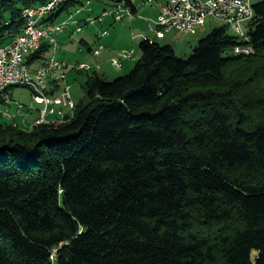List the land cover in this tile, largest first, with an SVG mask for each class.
<instances>
[{
	"label": "trees",
	"instance_id": "obj_1",
	"mask_svg": "<svg viewBox=\"0 0 264 264\" xmlns=\"http://www.w3.org/2000/svg\"><path fill=\"white\" fill-rule=\"evenodd\" d=\"M49 1L0 0V45L20 34L25 8ZM253 10L249 41L223 24L188 58L143 38L114 80L71 67L87 72L80 101L62 85L59 33L27 56L31 71L64 64L48 93L68 87L74 106L26 128L9 113L19 85L9 103L0 93L12 122L0 121V264H264V0ZM245 43L253 54L234 52Z\"/></svg>",
	"mask_w": 264,
	"mask_h": 264
},
{
	"label": "built area",
	"instance_id": "obj_2",
	"mask_svg": "<svg viewBox=\"0 0 264 264\" xmlns=\"http://www.w3.org/2000/svg\"><path fill=\"white\" fill-rule=\"evenodd\" d=\"M56 0H50L45 4L29 7L23 10L22 15L25 25L9 43L0 45V93L4 95V103L11 102L5 93L6 89L13 85L28 86L32 91V110L34 105H39L41 111L36 121L37 124L48 121L50 115L60 114L58 107L74 106L71 94L66 87L60 94L53 95L48 93L49 77L63 78L60 74L64 64L56 61L53 57L43 66L35 71H31L26 63L27 56L35 53L41 46L43 40H48L54 47L57 45L55 35L64 31L70 23H77L73 13L63 21H49L48 24L32 26L31 18L36 17V11L53 9ZM152 0H147L150 4ZM87 5L90 0H87ZM254 11L246 7V0H165L159 3V14L156 19L150 21L148 30L153 33V37L162 39L166 32L176 31L187 35L196 34L206 26L209 19L221 20L232 33L241 41H249L247 36V24L253 19ZM135 14L130 7L118 5L115 8L103 13L99 20L104 16L124 19L133 18ZM97 18H89V23H95ZM80 26L77 27L79 31ZM102 34V37L107 35ZM152 37V38H153ZM102 47L95 49V55L100 54ZM234 52L238 54H250L253 48L250 44L237 45ZM127 52L121 53V58H127ZM112 65L117 69L121 67L120 60H111ZM81 69L88 68L81 64ZM59 71V72H58ZM58 72V73H57ZM26 106L17 103V110L21 111ZM28 109V110H29ZM8 114L7 108L0 106V113Z\"/></svg>",
	"mask_w": 264,
	"mask_h": 264
},
{
	"label": "rangeland",
	"instance_id": "obj_3",
	"mask_svg": "<svg viewBox=\"0 0 264 264\" xmlns=\"http://www.w3.org/2000/svg\"><path fill=\"white\" fill-rule=\"evenodd\" d=\"M120 1L121 0H92V2L85 7L90 8V9H94L93 12L95 14L101 16V15H103V13L105 11L110 10L112 5H114ZM135 1H136V4L138 5V3H141V2H142V4H145L147 0H135ZM151 2H150V4L154 5L153 0ZM147 7H149V6H147ZM135 18H137L136 20H138L139 16L135 17ZM142 18H144V17H142ZM116 19H118V18H116ZM140 19H141V17L139 18V20ZM63 20H65V19L60 18L57 21H63ZM144 20L146 21V25L148 27L150 25L149 17L144 18ZM102 21L103 22L98 21L97 25H95L93 27H96L98 32L100 30L101 31L100 33L106 31L109 34H112V33H114L113 31H117V35H116L117 40L113 45L106 46V47H104V43H103L104 40L102 41V43H100V44H103L102 45L103 46L102 53L103 52L104 53L101 55L100 54L97 55V57H98L97 62L98 63L106 62L108 59L109 53L112 55H115L116 57H114V58H118L119 57L118 55H120L121 53L124 52V50L122 51L123 44H124V46L127 45V51H126L127 55L133 54L131 50L134 47V54L132 55V58L134 57V58H136V60L128 59V67H127L126 60L124 58L123 59L120 58L121 59L120 60V62H121V68L120 69L123 70V71H121L122 73H117L116 71H119V70L114 65H112V63L110 64V66H108V64L103 65L102 69L107 71L103 74H102V72H100V70H97L98 74L103 76V78H105L106 80H114V79L120 77L121 75H124L127 72H130L129 70L141 58L140 57L141 55L139 53L140 51H138L139 42L141 40L140 41L138 39H136L135 41L132 40V38H133L132 32L137 33V31L135 30L134 26H131L132 21H130L128 18H125L119 24H118V22L114 24L113 19H111L110 16H104ZM223 24L224 23L221 20L209 19L206 23L205 30L204 29L199 30L196 34L187 35V34H184L181 32L179 34H177V32H176V34L173 35L177 41L176 47H173L176 55L179 57H183V58L190 57L191 54L193 53L194 47L198 44V41L201 38H204L205 35L212 32L214 28H217L218 26H221ZM87 25H89V24H87ZM230 33H232V31H230ZM73 34L74 35H72V33H71L70 27L69 28L67 27L60 34L59 39L56 37L58 40V43H59L58 50L55 51L56 59L59 61H66V64H68V67H73V66L77 67L78 65L90 62V59L88 60V62H86V57L81 56L79 51H78L77 46H81L84 48V44L80 42V34L77 32H73ZM159 42L164 44V45L168 44L167 42L162 41V40H159ZM98 46H100V45L98 44ZM250 54H253V52ZM114 58H112V59H114ZM97 65H100V64H97ZM126 68H128V69H126ZM108 70L111 71L112 74H114V76L112 75L111 77H109L108 76L109 75ZM64 74L66 75V79H65L66 82L71 84V82L73 81L75 84L74 88H70L71 93H73V90H76L75 87H81V89L83 87L82 93H83V91H85L83 79L86 78V76L84 73H77L76 71L71 70V68H67L66 73H64ZM9 93L12 97V102H11L12 106L9 107V113L12 114L15 112V109H17V103H20V104L26 106L25 110H23L22 113L26 112L29 109L28 107H31L32 91L28 86H13L9 89ZM79 94H80V92L78 93V95ZM83 97L78 96V99H76V100L80 101V99H82ZM26 120H28V122H29V117H27ZM0 121L3 123L5 122L7 124L12 123L11 119H5V117H1V116H0ZM23 127L31 128V125L30 126L24 125ZM254 254H255V252H254Z\"/></svg>",
	"mask_w": 264,
	"mask_h": 264
},
{
	"label": "crops",
	"instance_id": "obj_4",
	"mask_svg": "<svg viewBox=\"0 0 264 264\" xmlns=\"http://www.w3.org/2000/svg\"><path fill=\"white\" fill-rule=\"evenodd\" d=\"M82 1L84 2V0H82ZM131 1H132V5L134 6L133 10H134L135 16L133 18H129V17H125V18H128L130 21H132V25L131 26H134L135 30L137 31V33L132 32V35H133L132 40L135 41L136 39H138L140 41V40H142L145 37L152 38L153 37V33H151L148 30V27L146 25V21L144 20V18L149 17V21H151L152 19H156L157 15L159 14V3L160 2H164V0H153L154 5L147 4V3L142 4V2L138 3V5H137L135 0H131ZM257 1H260V0H252L253 3H257ZM85 6H87V5H85ZM85 6L83 4V6L79 7L81 9H79L77 6H70L71 8H69L67 11H65L60 16V18L67 19V17L70 14L73 13V16H74L73 20H76L77 23H75V24L74 23H70L67 27L68 28L70 27L72 35H74L73 32H77V33L80 34V42L84 44V48L81 47V46H77L78 47V51H79L81 56H85L86 57V62H88V60L90 59V62H88V63H90L91 65L100 64L99 65L100 66L99 70L103 74V73L107 72V71L102 69L103 65L108 64V66H110L112 58H114L116 56L109 53L108 54V59H107L106 62L98 63L97 62V58H98L97 55L98 54L95 55L93 53V51L95 49H98L100 46L103 45V44H100V43H102L103 40H104V42H103L104 43V47L113 45L116 42V40H117V36H116L117 35V31H113L114 33H112V34L108 33L107 35L101 37V33H100L101 31L99 30V32H98L97 28L93 27V26L97 25V23L87 25V22L85 20L88 17H96V16H99V15H97V14H95L93 12L94 9H90V8L85 7ZM147 6H149V7H147ZM138 16H139V18L141 17V19L143 21L141 19L139 20V18H138V20H136L137 18H135V17H138ZM142 17H144V18H142ZM111 19H113V23L114 24L117 23V22L119 24V23H121L124 20V19H120V20L116 19V17H112ZM78 26H81V30H79V31L77 30ZM202 29L205 30V27L202 28ZM202 29H200V30H202ZM61 33H59V35H57L58 39L60 38V34ZM179 33L177 32V34H179ZM174 34H176V31L166 32L165 37L160 39V40L165 41L167 43H170L173 47H176V42L177 41H176V39L173 36ZM98 44L100 46H98ZM58 47H59V44H58ZM123 50L127 51V45L124 46V44H123L122 51ZM102 51H103V49H102ZM102 51H101L100 55L104 53V52L102 53ZM131 51L134 54V47H133V49ZM138 51H139V49H138ZM133 54H130V56H128L127 58H124L126 60L127 67H128V59L136 60V58H134V57L132 58ZM55 58H56V56H55ZM64 62L66 63V61H64ZM40 65H42V63H35L33 65V67L36 69V68L40 67ZM69 68H71V67H69ZM126 69H128V68H126ZM71 70L75 71V69H71ZM118 70L119 71H116L117 73H122L121 71H123L122 69H118ZM89 72H96V71H89ZM77 73H79V72H77ZM84 74H85V76H87V72H85ZM112 75L114 76V74H112V72L109 71V75L108 76L111 77ZM53 80L54 79L49 78L48 82H51ZM85 81H86V78L83 79V83ZM65 83L69 84L68 82H66L64 80L62 82V85H64ZM69 85H70V88H74L75 84L72 81L71 84H69ZM61 88H62L61 87V83L57 82V88L56 89L60 90ZM75 89L76 90H73V93H72V97H73L74 101L76 99H78V96H81V97L84 96V91L82 93L83 88L81 89V87H75ZM79 92H80V94L78 95ZM36 108H38V109L30 111L29 113L23 114V115L21 113H17V112L12 113L13 116H14V118H12V120L14 119V121H16L18 124L23 125V126L27 125V124H34L35 121L37 120V118L39 117V115H38L39 114V107L36 106ZM27 117H29V122H28V120H26Z\"/></svg>",
	"mask_w": 264,
	"mask_h": 264
},
{
	"label": "bare ground",
	"instance_id": "obj_5",
	"mask_svg": "<svg viewBox=\"0 0 264 264\" xmlns=\"http://www.w3.org/2000/svg\"><path fill=\"white\" fill-rule=\"evenodd\" d=\"M67 1H69V0H56L55 1V7H53V9L36 11V17L31 18V25L32 26H39V25L48 24V22H47L48 18H50L52 16V14L56 11L57 7L60 6L61 4L65 3V2H67ZM246 7L252 8V10H253L252 0H246ZM28 8L29 7L25 8V9H28ZM254 15L255 14H253V17H254ZM102 34H106V31L101 33V37H102ZM120 58H121V54L119 55L118 58H114L112 60H121Z\"/></svg>",
	"mask_w": 264,
	"mask_h": 264
}]
</instances>
